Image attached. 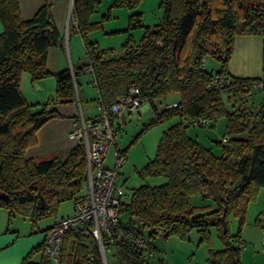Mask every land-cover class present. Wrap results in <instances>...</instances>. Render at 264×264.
Returning a JSON list of instances; mask_svg holds the SVG:
<instances>
[{
	"label": "trees",
	"instance_id": "obj_1",
	"mask_svg": "<svg viewBox=\"0 0 264 264\" xmlns=\"http://www.w3.org/2000/svg\"><path fill=\"white\" fill-rule=\"evenodd\" d=\"M140 1L113 0L112 6L133 8ZM98 3L72 0V16L86 60L76 68L52 74L46 66L47 51L62 45L63 36L51 18L49 4L31 18L22 19L18 0H0V207L7 211L9 221L13 214H20L34 225L40 218L55 215L61 202L72 199L74 203L87 190V160L81 140L61 154L26 157L37 129L58 113L47 104L35 109L37 104L27 103L20 78L23 72L31 79L52 75L55 100L72 102L79 96L76 76L91 67L103 110L134 86L155 114L145 127L174 115L179 120L162 131L155 155L138 170L141 176L159 175L166 180L133 187L128 201L122 200L124 192L121 195L110 235L116 237L119 230L125 235L108 244L113 260L109 262L106 255L103 262L91 233L70 229L63 235L61 264H155L149 259L153 247L141 229H148L151 235L183 238L195 228L203 239L209 226L216 227L224 247L210 248L207 263L241 264L245 243L240 227L248 201L264 187V97L256 99L264 93V86H255L258 81L264 83V75L233 76L227 65L236 35L264 36V0H160V20L145 26L139 44L126 41L127 48L119 56H106L95 41L85 37L96 25L90 15ZM142 26L139 12L129 16L127 29ZM204 56L218 60L215 73L201 68ZM170 93L178 94L177 105L158 112L155 101ZM220 116L225 118V133L216 141L220 153L215 154L187 134L186 127L201 118L206 124L198 125L206 126ZM126 148L116 149L124 156ZM193 194L210 199L214 207L195 206ZM122 213L127 214V220H122ZM230 213L239 221L234 235L222 226V214L226 222ZM51 226L42 230L44 236ZM44 236L20 264L28 262L32 252H42ZM136 236H142L145 244L137 246Z\"/></svg>",
	"mask_w": 264,
	"mask_h": 264
},
{
	"label": "rangeland",
	"instance_id": "obj_2",
	"mask_svg": "<svg viewBox=\"0 0 264 264\" xmlns=\"http://www.w3.org/2000/svg\"><path fill=\"white\" fill-rule=\"evenodd\" d=\"M112 3L113 0H99L95 11L90 15V21L96 25L86 32L85 37L89 41H95L96 46L103 50L106 56H119L127 48L124 45L126 41L130 40L129 45L139 44L145 26L151 27L157 23L161 18L162 9L160 0H141L133 8L112 6ZM136 12L141 14L143 26L127 29L129 16ZM207 65L209 72L215 73L219 69V62L216 59H212ZM24 75L29 74L24 72ZM258 97H264V93L258 94L256 99ZM172 99L173 93L157 99L155 101L157 111L167 109ZM84 103L87 104L86 107H92L89 100ZM226 106L229 108V104L226 103ZM124 116V121L113 124L114 144L108 149L105 164L112 165V154L116 148L124 150L127 147L123 152L125 161L119 169L118 183H124L126 188L122 200L128 201L133 187L141 184L157 185L166 180L164 176L159 175L141 176L138 170L155 155L162 131L177 122L179 118L174 115L145 127V124L155 117L149 107L146 110L135 108L126 112ZM186 131L203 146L210 148L213 153L219 154L216 141L224 136L225 118L220 116L215 122L209 121L206 126L187 123ZM191 201L195 206H204V209L214 207L210 199H203L199 194H193ZM73 211V200L63 201L55 215L40 218L33 225L28 218L20 214H13L9 221L7 211L0 207V246L8 244L0 248V264H20L24 255L40 240L43 235L42 230L51 226L56 219L71 215ZM121 218L125 221L128 216L122 213ZM259 222L264 224V187H259L255 196L248 201L245 218L240 227V235L245 242L244 248L240 251L241 264H264V227ZM135 224L139 226L136 220ZM226 224L229 234L234 235L239 228L238 218L230 213L226 217ZM141 233L146 242L153 247V254L157 253L161 257L160 255L165 251L166 258L168 257L171 264H208L209 249L216 251L224 247L215 226L208 227L203 239L201 232L195 228L190 229L183 238L151 235L145 228L141 229ZM10 240L11 243H8ZM40 254L39 251L32 252L28 262L24 264H41L38 263ZM106 255L107 260L111 262L112 251H108ZM153 259L151 262L155 263ZM164 260L166 261L165 258Z\"/></svg>",
	"mask_w": 264,
	"mask_h": 264
},
{
	"label": "crops",
	"instance_id": "obj_3",
	"mask_svg": "<svg viewBox=\"0 0 264 264\" xmlns=\"http://www.w3.org/2000/svg\"><path fill=\"white\" fill-rule=\"evenodd\" d=\"M45 3L49 4L51 18L63 36L62 45L48 48L47 69L54 74L65 68H76L86 60V55L82 38L77 31L72 16L71 0H18L20 16L22 19L31 18ZM1 30L0 23V32ZM262 51H264V36L258 34L236 35L227 65L228 72L237 77H262L264 75V72H262ZM76 82L79 95L77 100L61 102L55 100L54 97V76L31 79L29 75H24V72L21 74L20 90L25 101L29 104H37L35 109L40 108L41 104H47L48 108H53L58 113V115L48 119L37 129L35 142L26 149V157L42 159L64 153L77 142L68 137L70 129L81 121V117L87 119L98 114V92L91 82L90 73L86 71L79 73L76 76ZM178 99V94L173 93L172 102ZM88 100L92 107H86L87 104L84 101ZM139 107L141 110H146L148 105L142 103ZM125 114L126 112L120 117H113L112 123L124 121ZM43 236L44 234L37 244L41 242ZM8 243H11V240ZM5 245L8 244H3L0 248L5 247ZM149 255L150 260L154 258L155 264L159 261L161 262L160 264H171L168 257L166 258L165 251L160 255L161 257L157 253L153 254V251ZM45 262L48 263L49 259L43 256L41 252L38 263L44 264Z\"/></svg>",
	"mask_w": 264,
	"mask_h": 264
},
{
	"label": "built area",
	"instance_id": "obj_4",
	"mask_svg": "<svg viewBox=\"0 0 264 264\" xmlns=\"http://www.w3.org/2000/svg\"><path fill=\"white\" fill-rule=\"evenodd\" d=\"M209 61V56H204L201 59V68L205 69ZM86 71L90 73L91 81L94 83L92 68L87 67ZM216 82L217 79H213L212 83ZM255 86L261 87L264 86V83L258 81ZM142 103L144 102L134 86H131L127 93L118 95L108 110H103L101 100L97 99L98 114L87 119L81 117V121L68 132L69 138L76 141L81 140L84 144L87 160V190L74 201L73 213L56 220L46 231L42 252L48 257L50 264H61L63 235L70 229H80L84 233H91L97 241L104 263L106 262V253L109 251L108 244L125 235L123 230L117 231L116 237L110 235L111 227L118 218L121 195L125 190L124 183H118L119 169L124 163L125 157L115 149L112 154V165L105 164L108 149L114 143L115 134L110 115L120 117L123 113L134 110ZM176 105L177 101H174L168 106ZM193 124H206V120L202 118L194 120ZM135 244L137 246L144 245V238L136 236Z\"/></svg>",
	"mask_w": 264,
	"mask_h": 264
},
{
	"label": "water",
	"instance_id": "obj_5",
	"mask_svg": "<svg viewBox=\"0 0 264 264\" xmlns=\"http://www.w3.org/2000/svg\"><path fill=\"white\" fill-rule=\"evenodd\" d=\"M221 220H222L223 230L226 231L227 226H226V222H225V219H224V215H223V214H222V216H221Z\"/></svg>",
	"mask_w": 264,
	"mask_h": 264
}]
</instances>
